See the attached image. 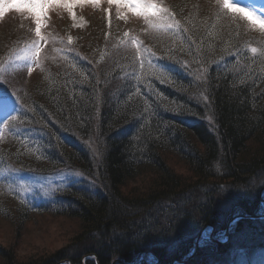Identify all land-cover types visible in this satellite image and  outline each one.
I'll return each mask as SVG.
<instances>
[{
    "label": "trees",
    "instance_id": "obj_1",
    "mask_svg": "<svg viewBox=\"0 0 264 264\" xmlns=\"http://www.w3.org/2000/svg\"><path fill=\"white\" fill-rule=\"evenodd\" d=\"M158 2L169 12L155 26L112 17L71 42L46 31L29 85L8 86L0 215L76 228L45 257L0 245V264H264V33L222 2ZM10 18L0 23L4 86L40 44L35 24ZM58 172L69 175L17 186ZM206 225L212 237L198 238Z\"/></svg>",
    "mask_w": 264,
    "mask_h": 264
},
{
    "label": "rangeland",
    "instance_id": "obj_2",
    "mask_svg": "<svg viewBox=\"0 0 264 264\" xmlns=\"http://www.w3.org/2000/svg\"><path fill=\"white\" fill-rule=\"evenodd\" d=\"M164 1L167 3L172 0ZM216 1L218 4L220 2L224 3L223 7L226 8L232 0L228 1V3L226 0H214V2ZM141 2L143 4L141 11L145 14L150 13L149 5L154 6L152 10H156L158 7L155 5L154 0H141ZM250 2L252 4L256 3L255 5L250 4L249 7L251 8V11L255 12L257 17L264 18V14L262 12L264 11V4L261 3L264 2V0H248V3ZM252 6L259 7L260 10L258 11L253 9ZM72 8L77 19H73L70 15L69 9ZM241 10L243 13L238 9L231 7V9H229V13H235L237 17L244 21L247 27L264 33V29H262L259 25L253 26L255 22H253V24H249L244 19V16H246L250 10L247 8H242ZM6 17H11L10 20L6 22V26L12 24L13 20L18 21L23 18L29 19L33 25L35 24L40 38V46L44 45L43 35L45 32H50L52 29L54 30L60 28L61 31L63 30L67 36V41L71 42L74 40L73 34L77 33L79 30L83 31L87 29L90 26V23L101 26L102 20L109 22L112 17H116L120 22L126 24V26H132L137 24L142 18V16L133 14L130 10L117 9L114 4L110 5L108 0H99V3L97 4H93L91 0H81V2L77 3L74 7L73 3H69L68 0H0V23ZM248 19L251 20L252 18L248 17ZM12 28L16 27L13 26ZM35 49V51L31 50L25 52L17 58L18 69L15 68V71L21 73L23 76L18 77V79L14 81L17 83L15 86H4L5 83H2V81H4L5 77L0 75V116L2 120L10 114L13 106H15V100L7 95L9 94L7 91L11 90L9 87L16 89L20 86L18 81L22 82L21 85L23 87L29 85L27 80L30 79L35 72L34 69L36 68L38 61V49ZM23 64L25 67L21 71L22 68L20 67ZM23 81L27 83L23 84ZM171 160L174 169L182 171V165L176 160ZM67 175L69 174L66 172H58L51 178L41 177L30 180L20 178L17 186L19 189L21 188V190L24 191H28L33 188L38 189L42 186H49L54 182H59ZM76 175V177L80 176L78 173ZM262 196H264V190L262 192ZM2 202H4L7 207H12L11 202H9L6 198H3ZM262 215H264V210L261 217ZM262 218H264V216ZM75 228L76 223L74 221L63 217L51 216L49 214H33L22 226L15 225L13 222H9L8 219L0 215V245L13 248L15 255L20 260L34 256L45 257L55 252L57 249L66 246L75 232ZM228 231L229 230L227 229L224 236L220 237V240L225 241L226 237H228ZM199 236H202L203 239L212 237L211 226L206 225V227L200 231ZM149 258L150 256L148 255L143 256L141 259L142 262L138 264H144L146 261L149 264H153L152 260H149ZM115 263L118 264V262Z\"/></svg>",
    "mask_w": 264,
    "mask_h": 264
},
{
    "label": "snow or ice",
    "instance_id": "obj_3",
    "mask_svg": "<svg viewBox=\"0 0 264 264\" xmlns=\"http://www.w3.org/2000/svg\"><path fill=\"white\" fill-rule=\"evenodd\" d=\"M69 3H73V7L77 4L80 3L81 0H68ZM93 4L99 3V0H91ZM108 3L110 5L114 4L117 9H125V10H130L133 14L137 16H142L144 19L147 20L148 23L153 24L152 21L154 18H159L162 15H165L169 12V10L165 7H163L158 0H156V5L158 6L156 10L153 9V5H149L150 13L145 14L144 12L141 11L143 4L141 0H108ZM230 7V5H229ZM227 10V8H225ZM70 15L72 16L73 19H77L75 13L73 12V8L69 9ZM248 17H251L252 19L249 20ZM123 18V17H121ZM244 19L249 23L253 24V26L259 25L262 29H264V18L262 17H257L255 12L249 11L246 16H244ZM110 23V21H109ZM154 26L156 24H153ZM41 34H42V29H41ZM257 51V50H256ZM17 117H13L12 119H16ZM8 123L5 122L4 125L0 126V139L3 138L4 135V130L8 128Z\"/></svg>",
    "mask_w": 264,
    "mask_h": 264
}]
</instances>
